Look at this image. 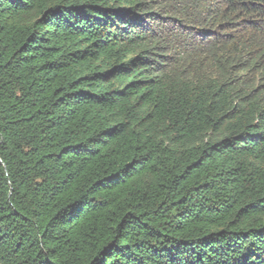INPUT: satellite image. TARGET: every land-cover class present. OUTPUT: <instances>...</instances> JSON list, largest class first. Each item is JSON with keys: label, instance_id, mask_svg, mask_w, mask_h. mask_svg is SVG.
I'll list each match as a JSON object with an SVG mask.
<instances>
[{"label": "trees", "instance_id": "16d2710c", "mask_svg": "<svg viewBox=\"0 0 264 264\" xmlns=\"http://www.w3.org/2000/svg\"><path fill=\"white\" fill-rule=\"evenodd\" d=\"M0 264H264V0H0Z\"/></svg>", "mask_w": 264, "mask_h": 264}]
</instances>
